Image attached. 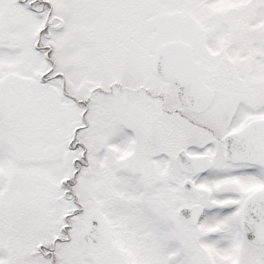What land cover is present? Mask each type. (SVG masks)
<instances>
[{
	"label": "snow or ice",
	"instance_id": "obj_1",
	"mask_svg": "<svg viewBox=\"0 0 264 264\" xmlns=\"http://www.w3.org/2000/svg\"><path fill=\"white\" fill-rule=\"evenodd\" d=\"M0 264H264V0H0Z\"/></svg>",
	"mask_w": 264,
	"mask_h": 264
}]
</instances>
